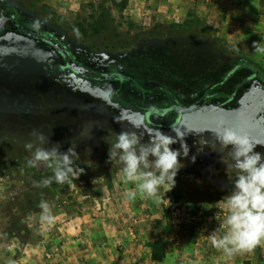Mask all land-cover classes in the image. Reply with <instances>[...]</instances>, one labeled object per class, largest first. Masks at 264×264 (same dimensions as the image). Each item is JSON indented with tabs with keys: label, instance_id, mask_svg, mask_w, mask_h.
<instances>
[{
	"label": "rangeland",
	"instance_id": "1",
	"mask_svg": "<svg viewBox=\"0 0 264 264\" xmlns=\"http://www.w3.org/2000/svg\"><path fill=\"white\" fill-rule=\"evenodd\" d=\"M0 7L15 15L17 25L65 47L92 73L80 76L66 68L57 73L60 55L48 43L14 30L0 35V242L26 243L42 235L29 227L40 220L41 200L57 210L75 191L82 196L104 191L129 203L126 194L136 186L126 181L118 155L110 162L111 145L122 132L135 133L141 145L149 144L156 130L177 138L172 126L185 133L190 152L187 158L181 152L184 167L175 186H162L158 193L157 219L165 221L168 232L161 240L170 248L177 240L193 245L210 239L229 212L224 198L235 190L240 174L228 155L231 146L221 150L214 131L227 122L250 136L254 152L264 156V59L195 9L184 23H176L155 20L154 14L122 7L117 0H0ZM201 100L204 106L185 113L177 125L174 114L145 119L154 109L163 113ZM29 143L31 150L25 147ZM56 145L61 153L70 148L77 153L73 159L83 173L70 185L53 179L44 186L53 170L43 163L29 167L28 161L36 147ZM172 148L180 149V143ZM166 198L182 204L181 217L168 215ZM193 210L204 211L205 226L191 223ZM257 248L263 251L264 244ZM230 258L215 264H252L247 252Z\"/></svg>",
	"mask_w": 264,
	"mask_h": 264
},
{
	"label": "crops",
	"instance_id": "2",
	"mask_svg": "<svg viewBox=\"0 0 264 264\" xmlns=\"http://www.w3.org/2000/svg\"><path fill=\"white\" fill-rule=\"evenodd\" d=\"M126 5L154 14L155 20L176 23H184L195 9L208 24L245 44L252 56L264 59V53L254 49L256 43L264 46V0H127ZM133 190L136 187L127 194ZM111 193L82 196L75 191L67 205L57 210L50 207L53 225H42L40 220L29 225L40 237L26 243L0 242V264H215L231 260L210 239H199L193 245L177 240L172 249L166 243L165 257L154 261L150 244L166 240L168 234L165 221L157 219L161 215L158 203L138 190L129 203ZM247 253L252 264H264V249Z\"/></svg>",
	"mask_w": 264,
	"mask_h": 264
},
{
	"label": "clouds",
	"instance_id": "3",
	"mask_svg": "<svg viewBox=\"0 0 264 264\" xmlns=\"http://www.w3.org/2000/svg\"><path fill=\"white\" fill-rule=\"evenodd\" d=\"M258 44H254V49L264 53V46L258 47ZM172 130L178 139L156 130L147 145H141L135 133L122 132L117 135L116 143L111 145L109 151L110 162L118 155L123 163L126 181L134 183L142 196L153 198L157 203L162 202L158 195L160 188L169 184L175 186L177 174L184 167L180 162L181 152L184 158L190 152L184 142L185 133L174 126ZM214 133L221 150L231 146L228 155L235 161L234 166L240 173L235 179V190L224 198L229 212L220 228L210 236L212 245L231 257L239 252H252L264 244V156L254 152L256 144L250 136L241 129L228 126L227 122H222ZM32 135L42 143L46 141L40 132L34 131ZM178 142L180 149L174 150L172 145ZM25 147L31 150L33 144H26ZM75 156L77 153L72 148L61 153L59 145L36 147L28 166L36 167L43 163L53 170L54 176L42 181L44 186L50 185L53 179L58 184L70 185L73 179H78L83 173V169L75 164ZM149 157L155 159L150 161ZM192 162L195 163V157ZM152 166L157 171L148 170ZM136 190L127 194L130 199L135 198ZM39 207L41 224L53 225L55 217L51 214L49 204L41 200ZM225 226L223 234L217 235ZM10 264L15 262L10 261Z\"/></svg>",
	"mask_w": 264,
	"mask_h": 264
},
{
	"label": "flooded vegetation",
	"instance_id": "4",
	"mask_svg": "<svg viewBox=\"0 0 264 264\" xmlns=\"http://www.w3.org/2000/svg\"><path fill=\"white\" fill-rule=\"evenodd\" d=\"M23 28L29 29L27 27L17 25L15 23V15L14 14H7L5 8L0 7V35L7 33L9 31H13V30L19 32V30H21ZM29 30H31V29H29ZM31 31H33V33H31V32H27V33L20 32V33L28 35L30 37H33L32 35H35V33L38 34V32H36L34 30H31ZM38 35H40L41 38H39V36H35L33 38H38V39H41L42 41L48 43L50 46H52L59 53L60 57H58L56 59V62L59 63L58 69L55 70L57 73L62 74V71L64 70V68H66L67 70H70V71H72V72H74L80 76H88V75L92 74L91 71H89L87 68H84V67L78 65L75 61H73L70 57V53L67 51V49L65 47L61 46L59 43L52 40L51 38L46 37V35H44V34L39 33ZM62 47L64 48L63 50H61ZM63 61H66L64 65H62ZM51 67H54L53 62L51 63ZM233 72H234V70H232V72L230 74L226 75L227 76L226 78H229ZM110 76L111 75L107 74V73L103 74L104 79H108V78H110ZM113 77L124 78V76L121 75L120 73L113 74ZM201 101H203L205 104V100H201ZM201 101H199L194 106H197ZM204 104L202 106H204ZM202 106H199L198 108L194 109V111H196L197 109H199ZM185 108L186 107H183V106L178 104L175 106L174 109L168 110V111L163 112V113H161L157 109H154L150 114L145 116V119L148 122V121H150L151 115H155V116H159V117H166L170 114H174L176 116L175 117L176 120L174 121V125H177L178 123H180L183 115L186 113V112H184ZM162 128L165 129L166 128L165 125H162ZM170 129H171V127H168V130H170Z\"/></svg>",
	"mask_w": 264,
	"mask_h": 264
},
{
	"label": "built area",
	"instance_id": "5",
	"mask_svg": "<svg viewBox=\"0 0 264 264\" xmlns=\"http://www.w3.org/2000/svg\"><path fill=\"white\" fill-rule=\"evenodd\" d=\"M166 208L168 210V215L174 219H178L179 217L182 216L183 213V207L182 204L176 203L174 200L171 198H166ZM189 219L191 223L195 226L203 227L205 226L206 223V216L203 210H193L191 211L189 215ZM222 224V223H221ZM226 228V226H225ZM223 228V229H225Z\"/></svg>",
	"mask_w": 264,
	"mask_h": 264
},
{
	"label": "trees",
	"instance_id": "6",
	"mask_svg": "<svg viewBox=\"0 0 264 264\" xmlns=\"http://www.w3.org/2000/svg\"><path fill=\"white\" fill-rule=\"evenodd\" d=\"M117 1H120L122 3V7L126 6L127 0H117ZM19 32H22V33L31 32V33H33V31L26 29V28L19 30ZM38 34L35 33V35H32V36L33 37L39 36V38H41L40 35H38ZM93 78L100 79V77H98L97 75H94ZM150 247L152 248V258L154 261H160L165 257L166 245H165L164 241L158 240L156 242H153L150 244Z\"/></svg>",
	"mask_w": 264,
	"mask_h": 264
},
{
	"label": "water",
	"instance_id": "7",
	"mask_svg": "<svg viewBox=\"0 0 264 264\" xmlns=\"http://www.w3.org/2000/svg\"><path fill=\"white\" fill-rule=\"evenodd\" d=\"M64 48L62 47L61 50H63ZM204 104L203 101H201L197 106H192V107H186L184 109V112L188 113V112H193L194 109L198 108L199 106H202Z\"/></svg>",
	"mask_w": 264,
	"mask_h": 264
}]
</instances>
